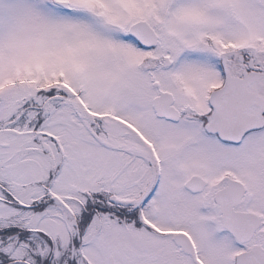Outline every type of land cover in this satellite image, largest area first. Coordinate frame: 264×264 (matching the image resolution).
Wrapping results in <instances>:
<instances>
[{"label":"snow or ice","instance_id":"obj_1","mask_svg":"<svg viewBox=\"0 0 264 264\" xmlns=\"http://www.w3.org/2000/svg\"><path fill=\"white\" fill-rule=\"evenodd\" d=\"M0 264H264V0H0Z\"/></svg>","mask_w":264,"mask_h":264}]
</instances>
